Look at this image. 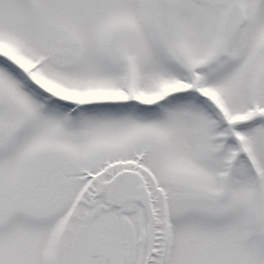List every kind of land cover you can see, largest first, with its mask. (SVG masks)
Returning <instances> with one entry per match:
<instances>
[{"label": "snow or ice", "instance_id": "obj_1", "mask_svg": "<svg viewBox=\"0 0 264 264\" xmlns=\"http://www.w3.org/2000/svg\"><path fill=\"white\" fill-rule=\"evenodd\" d=\"M0 264H264V0H0Z\"/></svg>", "mask_w": 264, "mask_h": 264}]
</instances>
